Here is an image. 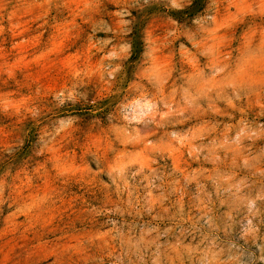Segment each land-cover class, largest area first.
<instances>
[{
  "label": "clouds",
  "instance_id": "obj_1",
  "mask_svg": "<svg viewBox=\"0 0 264 264\" xmlns=\"http://www.w3.org/2000/svg\"><path fill=\"white\" fill-rule=\"evenodd\" d=\"M113 3L111 24L92 21L97 63L75 65L45 106L28 105L31 127L0 148V194L33 129L39 155L78 131L87 111L101 128L87 163L118 211L112 264H264V34L221 46L216 0ZM145 20L163 39L145 36ZM98 31L109 35L92 39ZM168 44L188 52L179 67L160 55ZM93 78L111 97L102 117Z\"/></svg>",
  "mask_w": 264,
  "mask_h": 264
},
{
  "label": "rangeland",
  "instance_id": "obj_2",
  "mask_svg": "<svg viewBox=\"0 0 264 264\" xmlns=\"http://www.w3.org/2000/svg\"><path fill=\"white\" fill-rule=\"evenodd\" d=\"M91 2L0 0V148L20 135L21 126L31 127L28 105L45 106L75 65L97 63L98 55L89 59L92 21L102 18L111 24L115 5L101 0L92 12L84 8ZM216 15L221 46L227 41L235 47L250 31L258 44L264 34V0H216ZM142 25L146 37L160 33L163 39L160 28L149 31L155 27L151 21ZM106 35L98 31L92 39ZM160 55L179 67L188 52L168 44ZM122 83L123 77L114 86ZM90 90L102 117L111 108V97L95 78ZM82 115L78 131L39 155L32 154L35 129L18 152L10 187L0 194V264H112L116 248L108 235L109 217L118 211L114 195L87 163L89 143L100 139L101 128L89 123L87 111Z\"/></svg>",
  "mask_w": 264,
  "mask_h": 264
}]
</instances>
